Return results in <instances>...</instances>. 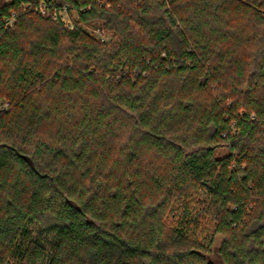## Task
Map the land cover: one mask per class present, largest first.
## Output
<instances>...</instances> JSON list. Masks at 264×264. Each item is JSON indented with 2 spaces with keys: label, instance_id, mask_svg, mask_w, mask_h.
Instances as JSON below:
<instances>
[{
  "label": "trees",
  "instance_id": "obj_1",
  "mask_svg": "<svg viewBox=\"0 0 264 264\" xmlns=\"http://www.w3.org/2000/svg\"><path fill=\"white\" fill-rule=\"evenodd\" d=\"M0 264H264V0H0Z\"/></svg>",
  "mask_w": 264,
  "mask_h": 264
},
{
  "label": "built area",
  "instance_id": "obj_2",
  "mask_svg": "<svg viewBox=\"0 0 264 264\" xmlns=\"http://www.w3.org/2000/svg\"><path fill=\"white\" fill-rule=\"evenodd\" d=\"M39 9L41 10L42 13H45V4L42 3ZM52 19L54 21L63 23L69 29H73V27H74L73 17L71 16V14L67 8H63L60 11L55 10ZM8 25L10 27H13L14 20H9ZM98 35L103 42L106 41V38L102 33H98Z\"/></svg>",
  "mask_w": 264,
  "mask_h": 264
},
{
  "label": "rangeland",
  "instance_id": "obj_3",
  "mask_svg": "<svg viewBox=\"0 0 264 264\" xmlns=\"http://www.w3.org/2000/svg\"><path fill=\"white\" fill-rule=\"evenodd\" d=\"M4 1H7V0H4Z\"/></svg>",
  "mask_w": 264,
  "mask_h": 264
}]
</instances>
